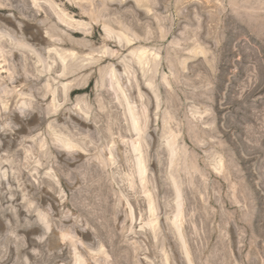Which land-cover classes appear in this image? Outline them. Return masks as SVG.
<instances>
[{
    "label": "rangeland",
    "instance_id": "1",
    "mask_svg": "<svg viewBox=\"0 0 264 264\" xmlns=\"http://www.w3.org/2000/svg\"><path fill=\"white\" fill-rule=\"evenodd\" d=\"M0 264H264V0H0Z\"/></svg>",
    "mask_w": 264,
    "mask_h": 264
},
{
    "label": "bare ground",
    "instance_id": "2",
    "mask_svg": "<svg viewBox=\"0 0 264 264\" xmlns=\"http://www.w3.org/2000/svg\"><path fill=\"white\" fill-rule=\"evenodd\" d=\"M58 18H59V17H58ZM59 22H60V21H59ZM66 23H67V22H66ZM66 23H65V24H66ZM65 24H64V25H65ZM68 24H69V23H68ZM62 25H63V24H62ZM64 25H63V26H64ZM66 25H67V24H66ZM66 25H65V26H66ZM69 25H70V24H69ZM69 25H67V26H69ZM70 26H71V25H70ZM70 29H71V28H69V30H70ZM77 29H79V28H76L75 30L77 31ZM80 29H81V28H80ZM80 29H79V30H80ZM69 30H68V31H69ZM75 30H74V31H75ZM70 31H72V30H70ZM82 31H83V30H82ZM80 32H81V31H80ZM130 40H131V39H130ZM131 41H132V40H131ZM119 43H120V42H119ZM131 43H132V42H131ZM128 44H129V43L127 42V45H128ZM134 44H135V43H134ZM128 48H129V47H128ZM142 52L144 53V51H142ZM136 53H138V52H136ZM102 54H103V53H102ZM106 54H107V53H106ZM132 54H133V52H132ZM103 55H104V54H103ZM103 55H102V56H103ZM133 55H134V54H133ZM137 55H138V54H137ZM143 55H144V54H143ZM143 55H142V53H141V55L139 54V56H141V57H142ZM58 56H59V54H58ZM107 56H108V55H107ZM139 56H138V57H139ZM145 57H146V56H145ZM59 58L62 59L63 57H59ZM143 58H144V57H143ZM143 58H142V59H143ZM146 58H147V57H146ZM63 60H64V59H63ZM108 60L115 61V59H112L111 56H110V57H105V56H104L103 59H100L99 61H101V62H106V61H108ZM139 60H140V59H139ZM144 60H145V59H144ZM148 60H149V59H148ZM148 60H147V63H148ZM136 61H137V62H140V64H141V62H142L141 60H140V61L136 60ZM64 62L66 63L65 60H64ZM68 62H70V61H68ZM149 62H150V61H149ZM145 63H146V62H145ZM145 63H143V65L141 64L142 67H145V66H144ZM72 64H73V63H72ZM150 64H151V63H150ZM141 65H140V67H141ZM66 66H68V64H67ZM62 68H63V66H62ZM65 69H67V68L65 67ZM63 70H64V68H63ZM74 70H77V68L74 69ZM65 71H66V70H65ZM65 71H64V73H63L64 75L62 74V75H63L62 78L68 77L70 74L73 73V72H71V71H66V72H65ZM77 71H78V70H77ZM74 72H75V71H74ZM140 72H141V71H140ZM143 74H144V73H143ZM73 75H75V74H73ZM145 76H146V75H145ZM144 78H145V77H144ZM146 78H147V77H146ZM109 81H110V80H109ZM111 85H112V84H111ZM150 88H151V86H150ZM136 89H137V88H136ZM69 90H70V89H69ZM109 90H110V89H109ZM73 92H74V91H73ZM65 93H67V92H65ZM115 93H116V92H115ZM135 121H136V120H135ZM133 123H135V122L133 121ZM133 126H134V125H133ZM134 127H135V126H134ZM135 128H136V127H135ZM130 131H131V130H130ZM132 132H133V131H132ZM130 133H131V132H130ZM131 134H132V133H131Z\"/></svg>",
    "mask_w": 264,
    "mask_h": 264
}]
</instances>
